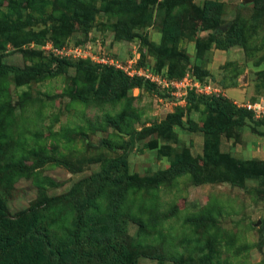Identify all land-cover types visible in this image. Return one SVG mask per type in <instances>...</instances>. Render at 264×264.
<instances>
[{
  "label": "rangeland",
  "instance_id": "obj_1",
  "mask_svg": "<svg viewBox=\"0 0 264 264\" xmlns=\"http://www.w3.org/2000/svg\"><path fill=\"white\" fill-rule=\"evenodd\" d=\"M232 24H239L234 28L242 42L219 48L218 40ZM0 25L15 30L12 42L0 37L1 64L29 71L61 63L52 75L0 77V102L12 111L0 117L10 141L3 140L0 151L34 145L22 163L34 171L18 178L6 196L9 216L35 206L42 192L64 195L75 182L98 173L105 161L125 158L126 174L141 185L151 182L148 188H129L127 199L141 222L159 223L162 254L177 251L201 264H264V174L240 175L221 161L208 166L204 135L191 126L202 125L200 111L173 104L167 91L150 83L125 86L100 67L53 59L42 50L48 42L92 38L124 60L135 46L143 63L152 70L159 66V74L183 71L209 83L215 95L245 105L264 99V0H0ZM164 30L169 38L178 34L176 44L164 42ZM180 107L182 125L173 124L167 137L135 138ZM130 135L135 138L131 148ZM102 141L108 147L100 146ZM216 142L219 152L234 160L264 162V124L253 119L217 135ZM183 151L196 173L161 180ZM62 158L68 166L55 161ZM36 171L54 186H36L31 176ZM204 211L211 214L205 228L189 222ZM137 230L134 222L127 223L130 235ZM157 234L150 231L148 239ZM4 257L0 253V260ZM139 264L160 263L140 259Z\"/></svg>",
  "mask_w": 264,
  "mask_h": 264
},
{
  "label": "trees",
  "instance_id": "obj_2",
  "mask_svg": "<svg viewBox=\"0 0 264 264\" xmlns=\"http://www.w3.org/2000/svg\"><path fill=\"white\" fill-rule=\"evenodd\" d=\"M131 6L137 4L130 2ZM136 6H140L137 4ZM207 13L210 11L206 9ZM218 40L219 48H226L242 42V34L234 28ZM225 31L224 27H220ZM167 32L169 30L164 28ZM164 32L167 34V32ZM203 30V29H202ZM216 32H220L215 27ZM227 30V29H226ZM15 30L8 25H0V37L11 41ZM178 34H168L164 38L165 43L176 44ZM62 44V43H61ZM56 43V45H61ZM28 52V51H27ZM167 53H170L167 51ZM166 53V54H167ZM182 57V55H180ZM54 59V58H53ZM143 59V58H142ZM141 59V63H143ZM62 62V61H61ZM91 65L89 62L84 61ZM173 65V64H170ZM93 66V65H91ZM91 66H88L92 68ZM94 67V66H93ZM61 68V63L52 69H40L28 67L20 69L14 66H6L0 63V77L9 73H21L28 77L47 74L52 75ZM107 73L115 76L125 86L137 87L143 81L129 79L122 72L111 68H102ZM160 69L159 66L155 70ZM158 71V70H157ZM29 72V74H28ZM166 74L171 78H180L183 71L176 75L166 69ZM147 84L146 82H143ZM148 85V84H147ZM152 86V85H151ZM227 87H225L226 89ZM201 105V107H199ZM184 107L188 111H200L205 117L202 125L194 130L201 131L204 135V156L208 166H216L218 162L229 164L240 175L260 176L264 174V162L261 161H237L227 154L219 152L216 136L228 132L232 127L242 125L244 120L253 119L252 115L238 108L232 102L220 95L207 97L190 93ZM183 107V108H184ZM182 108L170 115L166 120L144 128L135 138L158 133L162 137L169 135L173 124L182 125ZM12 115L8 105L0 102V117L6 119ZM0 118V144L3 140L9 141L4 134V120ZM254 120V119H253ZM264 124V121L254 120ZM134 135H130L128 146L132 147L135 141ZM212 142L216 144H212ZM8 144V143H7ZM100 146L108 147L105 141L99 142ZM34 145L24 148L17 146L14 153L0 151V253L5 256L0 264H139L140 259H150L165 264H201L191 257L184 258L177 251H167L162 254L163 247L159 244L162 236L158 229L159 223L143 221L133 210V201H128L129 188L144 189L148 184L141 185L135 177L126 174V159L105 161L98 173H93L75 182L68 193L57 197H46L41 194L37 204L21 213L11 217L7 213L6 196L9 189L21 177H28L32 172L28 166L22 163L28 159V151ZM44 160V159H43ZM60 165H67L65 159L55 160ZM54 162V160L52 161ZM220 162V163H221ZM68 166V165H67ZM196 167L188 151L178 154L171 168L161 173V180L168 177L181 176L187 173L195 174ZM34 171V170H33ZM33 183L36 186H54L53 180L42 177L34 172ZM211 214L204 211L202 215H194L189 218L193 225L201 224L205 228L210 224ZM134 222L138 226L136 235H130L127 231V223ZM145 222H148L144 224ZM150 231L158 232L156 238L148 239ZM263 234H261V238ZM262 240L259 244L261 247Z\"/></svg>",
  "mask_w": 264,
  "mask_h": 264
},
{
  "label": "built area",
  "instance_id": "obj_3",
  "mask_svg": "<svg viewBox=\"0 0 264 264\" xmlns=\"http://www.w3.org/2000/svg\"><path fill=\"white\" fill-rule=\"evenodd\" d=\"M29 46L33 48L32 43ZM108 49V45L92 38L81 42L77 40L65 42L58 46L48 42L42 48L45 53L55 59L87 61L95 67H106L120 71L129 79H140L143 82L150 83L165 93L167 91V98L177 106L186 105L190 93L207 97L219 94L209 83L201 84L195 77L191 78L188 73L183 75L181 79H176L163 72L159 74L157 71L152 70L149 65L141 63L140 53L135 46H132L124 60L118 58ZM238 108L248 111L254 120L264 121V99H257L255 102L239 105Z\"/></svg>",
  "mask_w": 264,
  "mask_h": 264
}]
</instances>
